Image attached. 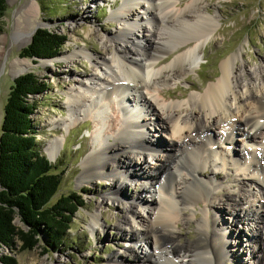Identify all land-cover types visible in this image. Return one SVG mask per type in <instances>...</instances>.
<instances>
[{
    "label": "bare ground",
    "instance_id": "1",
    "mask_svg": "<svg viewBox=\"0 0 264 264\" xmlns=\"http://www.w3.org/2000/svg\"><path fill=\"white\" fill-rule=\"evenodd\" d=\"M120 2L116 12L110 14L117 24L116 31L101 38L103 54L97 57L84 49L70 56L90 61L93 73L78 81L71 80L74 86L64 93L66 117L50 123L68 133V127L80 118L92 120L94 133L86 146L90 153L82 163L78 181H108L112 203L120 198L122 175L142 176L150 183L147 192L150 202L140 197L128 205L122 220L117 222L116 229L121 236H129L134 244L146 241V246L152 247L156 254L164 253V264H193V261L233 264L232 253L226 249V228L223 227L226 222L222 221L228 210L222 208L220 201H226L238 215L242 213L244 218L260 223V237L264 238V140L255 143L256 135L264 132V66L254 69L235 66L241 55L238 53L222 64L220 78L203 93L191 94L183 104H165L158 99L164 97L157 86L168 78L178 79L197 65L218 20L207 13L204 0ZM182 3H185L184 9H181ZM34 10V5L28 3L26 16L31 17ZM139 11L147 17L146 25ZM182 48L187 50L182 53ZM171 54L176 56L165 65ZM66 59H54V62H64L69 68ZM44 65L40 61L38 66ZM30 66L27 60L16 59L12 63L13 74L24 72ZM111 105H117L119 117L106 128L105 135L101 128L105 126L106 109ZM158 108L164 113L160 114ZM156 125L157 130L166 133L168 141L148 137ZM235 137L249 144L239 160L234 156ZM63 142L64 139L48 142L46 151L50 162L55 161ZM225 144L229 146L223 147ZM123 157L130 160L128 164L121 161ZM133 157L140 161L136 169L131 168ZM148 160L154 161L157 167L152 173L146 170ZM226 166L234 169L232 182L238 184L237 193H228L229 188L222 187L227 175L217 183L220 175L217 170ZM207 169L210 176L204 178ZM255 200L258 205L254 204ZM197 206L203 207L200 218L196 217ZM145 208L147 218L143 219L138 213ZM100 214L95 211L91 215L92 231L101 230ZM194 218L198 236L179 249L174 242L175 231L181 222L190 224ZM237 243L236 247L240 242ZM246 249L252 256H259V251ZM121 258L112 257V261L117 259L112 264ZM144 259H150L147 253Z\"/></svg>",
    "mask_w": 264,
    "mask_h": 264
},
{
    "label": "rangeland",
    "instance_id": "2",
    "mask_svg": "<svg viewBox=\"0 0 264 264\" xmlns=\"http://www.w3.org/2000/svg\"><path fill=\"white\" fill-rule=\"evenodd\" d=\"M5 1L6 10L0 17V52L2 55L0 58V126L3 119V107L13 83L12 79L25 73H34L47 86L44 93L34 98L35 111L31 117L41 153L48 159L46 151L48 142L54 139H64L55 161H49L54 167L53 172L58 173L62 179L51 204L61 196L75 193L82 200L83 205L75 213L64 242L57 248L51 249L40 243L33 250L22 252L19 249L20 243H18L12 250L2 248L0 257H12L16 264H112L117 260L112 261L111 258L114 256L122 257L115 264H164V253L156 254L152 247L148 244L146 246V241L139 240L134 244L129 241V236H121L119 230L116 229V224L122 220L128 205L134 204L140 197L141 199L146 197L150 202L147 193L150 183H147L142 176L122 175L120 198L112 203L108 181L103 179L90 182L78 181L83 171L82 163L90 153L86 146L89 145L94 133L92 120L86 117L80 118L68 127V133L61 126L50 123L54 119L60 120L66 117L64 93L68 92L69 87L74 86L71 80L78 81L85 75L89 76L93 73V65L90 61L82 57L70 56L84 49L97 57L103 54L101 38L104 35L111 36L116 31L117 24L110 14L119 8L120 0ZM28 3H32L35 8L31 17L25 14ZM203 6L208 14L217 18V26L212 33V38L203 46L197 65L192 70L179 74L178 79L168 78L167 82L157 86V91L163 92L161 96L164 97L159 96L158 99L163 103L166 102L165 104L171 102L183 104L191 94L203 93L207 86L220 78L222 64L238 53L241 55L235 62V66L244 65L247 69L264 66V0H204ZM184 7L185 3H182L181 9ZM139 16L143 20V12L139 11ZM142 22L146 25L147 17H144ZM37 26L65 34L67 42L54 59L68 58L66 60H69V65H67L69 68L66 67V63H56L54 59L32 61L22 58L27 60L31 66L24 72L13 74L12 63L16 59H21L20 51L30 43L32 37L28 34L33 32ZM184 50L187 48H182L181 52L183 53ZM170 56L171 58L165 65L176 54ZM40 61L45 65L38 66ZM155 94L158 95L157 92ZM116 108L118 109L117 105H111L106 109L105 126L101 128L105 135L107 134L106 128L119 117ZM159 109L160 114L164 113L163 109ZM157 129V125L151 128L148 137L151 140L168 141L166 133ZM235 139L234 156L239 160L244 156V150L247 146L249 147V144L242 142L240 137H235ZM263 140L264 132L262 131L256 135L255 143L259 144ZM228 146L225 144L223 147ZM121 161L126 165L130 160L123 157ZM139 166L140 161L133 157L131 168L136 169ZM229 167L217 170L220 174L217 183L227 175V178L222 180V187L227 186L228 193H237L238 184L232 182L235 172L232 167ZM156 168L154 161H147V172L152 173ZM204 174H206L204 178H207L210 176V171L207 169ZM219 203L223 209L228 210L224 213L222 221L226 222L223 225L226 228V249L230 254L232 253L230 259L233 260V264H264V248H261L264 238L260 237L262 230L260 223L244 218L242 213L238 215V212L235 213L234 209L232 211L233 207L229 208L224 200ZM254 204L258 205L257 201ZM151 206L156 207L154 203H151ZM144 210L138 213L143 219L147 218L148 209ZM95 211L101 213L99 215L101 230L98 232L97 228L92 231L90 227L91 215ZM195 211L196 217H202V206H197ZM195 220V218L192 219L190 224L181 222L179 229L175 231L174 242L179 249L196 240L198 232ZM139 222L144 221L139 220ZM15 225L22 227L18 220L15 221ZM235 232L237 235L233 236ZM236 242H240L237 247ZM248 247H251L254 252L259 251V256L255 257L247 252ZM145 253L149 256V260L144 259ZM135 257L138 259L134 260ZM0 264L3 263L0 262ZM193 264H198V261H193Z\"/></svg>",
    "mask_w": 264,
    "mask_h": 264
},
{
    "label": "trees",
    "instance_id": "3",
    "mask_svg": "<svg viewBox=\"0 0 264 264\" xmlns=\"http://www.w3.org/2000/svg\"><path fill=\"white\" fill-rule=\"evenodd\" d=\"M6 1L0 0V17ZM67 42L65 34L39 28L20 58L51 60ZM47 89L34 73L13 80L0 126V250L31 251L40 243L51 249L64 242L82 200L75 193L51 204L62 179L40 151L32 122L35 97ZM18 220L22 227H16ZM3 264H16L12 257H0Z\"/></svg>",
    "mask_w": 264,
    "mask_h": 264
},
{
    "label": "water",
    "instance_id": "4",
    "mask_svg": "<svg viewBox=\"0 0 264 264\" xmlns=\"http://www.w3.org/2000/svg\"><path fill=\"white\" fill-rule=\"evenodd\" d=\"M40 28V26H37V28L33 31V34L36 32V30L37 29H39ZM33 36V35H32ZM32 38V37H31ZM31 40V39H30ZM17 77H15L14 79H16ZM14 79H12V80H14ZM50 161V160H49Z\"/></svg>",
    "mask_w": 264,
    "mask_h": 264
}]
</instances>
